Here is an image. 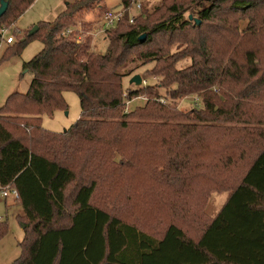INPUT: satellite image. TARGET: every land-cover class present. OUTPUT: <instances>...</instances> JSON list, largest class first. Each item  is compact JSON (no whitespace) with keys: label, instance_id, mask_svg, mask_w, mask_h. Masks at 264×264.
I'll return each mask as SVG.
<instances>
[{"label":"trees","instance_id":"obj_1","mask_svg":"<svg viewBox=\"0 0 264 264\" xmlns=\"http://www.w3.org/2000/svg\"><path fill=\"white\" fill-rule=\"evenodd\" d=\"M5 1L0 26L16 23L35 0ZM101 1L66 3L54 21L7 51L19 55L34 38L42 44L24 64L32 76L27 93L12 94L0 109V189L14 190L23 210L24 240L13 264H264V67L257 43L248 44L264 31V0H168L161 21L144 16L142 3L132 23L126 17L105 30L127 24L98 54L66 32L89 30L90 22L74 18ZM148 64L171 102L162 104L143 80L124 89V80ZM67 91L77 95L80 117L67 131L49 133L41 117L64 109ZM194 95L201 106L180 112L175 100ZM139 97L144 105L126 112ZM116 110L126 120L114 131L117 141L105 144L109 154L149 166L165 220H176L159 238L94 206L96 179L77 181L65 164L69 145L91 141ZM131 128L139 130L134 151L119 144ZM158 149L163 153L154 157ZM213 193L228 194L214 217L205 211Z\"/></svg>","mask_w":264,"mask_h":264},{"label":"rangeland","instance_id":"obj_2","mask_svg":"<svg viewBox=\"0 0 264 264\" xmlns=\"http://www.w3.org/2000/svg\"><path fill=\"white\" fill-rule=\"evenodd\" d=\"M75 1L77 0H35L16 23L10 26L6 24L0 26V29L4 28L6 30L5 36L2 37L0 42V109L5 106L7 98L12 94L24 95L27 93L32 76L24 68V64L29 62L42 50V44L40 40L34 38L30 41L28 40L22 46L19 55L13 56L11 52L8 53L7 51L18 48L20 40L25 39V36H28V33L34 27L54 21L62 12L66 3L71 4ZM142 3L144 4L143 7L147 9L144 16L148 15L151 21L163 20H158L160 15L166 13L163 6L167 7L170 4L168 0H142ZM121 8V0H103L94 9L75 16L74 19L77 18L75 21H78V23H91L90 29H82L78 34V38L82 41L87 39L93 52L103 54L107 48L110 36H113L114 33L124 32L127 29V24H125L119 26L117 30H112L108 34L106 33V35L99 32V28L103 24L104 11H118ZM138 22L139 19L136 23ZM8 37H12L13 39L11 45L4 44L5 39ZM253 42L254 44L255 42L257 43L259 65L264 67V31L260 33V37L257 40L252 39L248 44ZM182 65H186V63L183 62L179 66ZM133 66L131 65L130 67ZM153 66L154 64H148L144 68L140 67L136 71L138 72L137 75L140 78L143 76L141 81H146V84L151 86V91L155 94V97L156 95L159 96L158 98L162 104L171 102V99L167 95L170 90L166 92V88L160 87L157 84V79L150 76L149 71ZM129 81L127 78L124 80V89L136 87L133 84L130 85ZM143 83L141 82L139 86H144ZM194 97L195 95L188 96L183 100H181L183 97L175 100L180 112L185 113L192 107L201 106L200 99L196 105L193 104L192 99ZM63 100L65 104L64 109L55 110L52 115H42L41 127L45 131L59 135L67 131L79 119L81 109L77 95L70 91L64 92ZM145 101V98L139 97L134 101L127 102L126 112L142 107ZM150 104L148 106H152ZM121 114L120 111H112L107 121L108 124L103 125L91 141L80 139L72 142L69 145L70 150L65 154V158H68V162H65V164L75 171L77 181L83 178L96 179L97 187L91 200L94 206L107 211L110 215L119 218L124 223L132 224L139 230L159 238L165 226L176 220H165L166 217L164 215H166L167 209L162 208L161 198L153 194V184L156 183L148 181L147 175L149 170L145 171V169H149V166L145 169L140 168L133 164V160H127L124 157L120 158L114 152L112 154L116 158L113 160L114 157L109 154L105 145L109 144V141H117L115 139L116 136L114 137V131L120 128L121 122L126 120ZM134 115H132L133 117L130 116L132 118L129 119H135ZM109 123L114 124L112 128H110ZM111 129L113 130L111 131ZM136 133H139V130L136 128H131L128 136L126 132L124 135L126 138L124 137L125 139L123 138L124 140L119 143L120 146H125L128 150L130 148V151L136 150L137 148L135 149L132 143ZM130 140L131 142H129ZM178 142L181 145L179 149L184 151L187 146L183 145L181 140H178ZM194 148L196 149L197 147ZM161 150L158 149L154 157L158 154L160 155ZM58 155L64 157L63 151L60 150ZM153 175V179L162 181V177L157 171H153ZM71 188H68V192ZM227 197V194L213 193L208 199L205 209L206 213L213 216L223 205ZM69 204L67 202V206ZM22 215V207L9 193L4 198L2 196V189H0V225L6 226V231L0 234V264H13L21 254L20 244L24 240V230L19 218ZM162 217L164 220H162ZM59 226L60 224H57L55 227Z\"/></svg>","mask_w":264,"mask_h":264},{"label":"built area","instance_id":"obj_3","mask_svg":"<svg viewBox=\"0 0 264 264\" xmlns=\"http://www.w3.org/2000/svg\"><path fill=\"white\" fill-rule=\"evenodd\" d=\"M127 1V6L124 8L123 4H122V8L118 11H108L103 15V19H102V26L99 28V32L105 33V30L110 27L113 26L114 24L120 22L121 20H123L124 18L128 17L129 22L132 23L133 20L138 16L141 7H142V0H126ZM77 30V32H76ZM76 30H69L66 32L67 35H71V34H75L76 36V42L80 43L82 42L81 39L78 38V34L79 32L82 30L80 26H78V28H76ZM6 30L4 28L0 29V42L2 40V37L5 36ZM13 42L12 37H8L5 39L4 44L5 45H9ZM143 82V81H142ZM145 85V82L143 83ZM199 98L198 97H194L192 99L193 104L196 105L198 102ZM13 197V198H17V194L14 190L5 188L2 191V196L3 197H7L8 193Z\"/></svg>","mask_w":264,"mask_h":264},{"label":"water","instance_id":"obj_4","mask_svg":"<svg viewBox=\"0 0 264 264\" xmlns=\"http://www.w3.org/2000/svg\"><path fill=\"white\" fill-rule=\"evenodd\" d=\"M7 8H8V3L5 1V0H0V18L6 13L7 11ZM189 20H192V17L189 16L188 18ZM194 23L196 25H199L200 21L199 20H196L194 19ZM38 31V26L34 27L29 33H28V37H31L33 36L36 32ZM145 39V35H141L139 37V41L140 42H143ZM141 78L139 75H135L133 76L130 81H129V84H133L135 86H139L141 84Z\"/></svg>","mask_w":264,"mask_h":264},{"label":"crops","instance_id":"obj_5","mask_svg":"<svg viewBox=\"0 0 264 264\" xmlns=\"http://www.w3.org/2000/svg\"><path fill=\"white\" fill-rule=\"evenodd\" d=\"M227 195H228V194H227ZM227 199H228V197H227ZM227 199L225 200V202L223 203V205H221V207L217 210V212H216L212 217H214L215 215H217V214L220 212V210L222 209V207H223L224 204L226 203Z\"/></svg>","mask_w":264,"mask_h":264}]
</instances>
